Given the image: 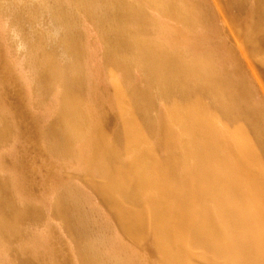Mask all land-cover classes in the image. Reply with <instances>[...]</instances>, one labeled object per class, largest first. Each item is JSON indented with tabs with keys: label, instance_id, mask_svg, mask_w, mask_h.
<instances>
[{
	"label": "bare ground",
	"instance_id": "obj_1",
	"mask_svg": "<svg viewBox=\"0 0 264 264\" xmlns=\"http://www.w3.org/2000/svg\"><path fill=\"white\" fill-rule=\"evenodd\" d=\"M64 2L0 0L14 20L20 19L23 6L28 19L40 26L37 33L33 29L37 39L31 38L29 45L39 71L36 75L42 74L41 88L63 84L57 118L44 130L48 151L59 161L77 159L83 179L110 207L120 227L137 245H150L162 264H264L263 93L259 95L263 99H257L249 83L252 77L240 72L237 60L223 58L211 48L209 32L199 35L201 39H190L191 44L200 42L197 51L194 45L189 47L188 38L187 44H170L177 33L168 27L164 30L166 25L147 11L157 8L194 32L211 26L206 4L200 0H77L73 7H65ZM256 4L258 22L250 29L249 41L258 48L264 45V0ZM77 12L93 19L100 29L108 68L124 76L117 87L119 96L133 105L145 127L141 122L138 127L131 117L124 119L126 130L122 133L118 128L113 142L126 150L157 132L166 135L165 141L146 149L151 163L141 169L137 161H122L119 150L100 145L99 130L93 131L89 109L82 106L89 80L83 72ZM48 45L60 47L66 61L45 56ZM134 69L141 70L144 83L136 82L137 77L133 80ZM159 102L169 109L166 121L152 113ZM209 112L218 113L232 138L210 116L209 120ZM176 120L181 138L174 135ZM10 133V126L0 127L1 140ZM159 146L171 152L169 160L161 156L163 161H157ZM12 184L10 178L0 177V234L17 240L24 234L22 223L41 216V211L32 202L18 204ZM59 189L54 211L74 240L80 264H143L136 255L119 256L110 250L115 246L111 225L102 214L97 216L84 190L65 184ZM18 264L41 263L31 256Z\"/></svg>",
	"mask_w": 264,
	"mask_h": 264
},
{
	"label": "rangeland",
	"instance_id": "obj_2",
	"mask_svg": "<svg viewBox=\"0 0 264 264\" xmlns=\"http://www.w3.org/2000/svg\"><path fill=\"white\" fill-rule=\"evenodd\" d=\"M63 1H67L66 3L64 2L65 7H73L77 0ZM200 1L204 5L206 4L205 6L208 9L209 22H211L210 30L203 25L194 32L186 31L178 20L172 19V17L164 14L161 10L148 7L147 11L153 20L159 18L156 21L169 28V30L168 28L164 30H174V33H177L176 37H174L175 39H170V44H177V42H180L179 44H187L188 42L190 43V39L193 38L192 40H194L195 37L199 39L201 36L208 35L209 32L208 38L212 40L211 48L217 49L218 54L223 58L234 57L237 60L240 72L249 79L252 77L249 83L253 84L254 90L256 89L255 96L257 99L262 100L263 97L259 95L263 93L262 96H264V90H262L264 84L258 80L260 78L264 83V62L261 61L264 57V45L263 47L255 48L249 41L250 29L253 28V25L257 26L258 22L256 20L258 13L255 12L257 0ZM4 6H0V127L10 126L12 135L10 133L4 139H0V177H7L12 180V190L13 194L15 193V199L18 204L23 206V203L32 202L41 211V216L23 222L24 234L17 240H10L0 234V264H18L21 258L31 256L35 260L38 259L41 264L81 263L76 253L74 240L62 218L55 213L53 207L59 195V188L64 184L78 186L79 190H84L89 196L95 212L98 210L97 216L102 214L100 217L110 223L113 234L112 244H115V246H112L113 249L110 247V250H114L119 256L131 254L133 257L136 255L143 264H162L161 259L156 254H153L150 245H137L129 234L120 227L110 207L103 201L99 193L93 190L83 179L82 171L79 170L78 160L70 159V161H67L60 159L59 161V157L51 154L46 148L44 130L57 118L59 110L57 105H59L58 101L62 97L63 84L55 83L56 85L53 84L47 90L41 88L42 74L36 75L39 71L34 68V54H31L32 49L29 45L31 38L32 40L37 39L35 35L40 26H35L32 23V18L28 19L29 14L26 16L27 14L22 10L23 6H21L20 12L22 15L20 19L18 18L19 20L17 19L18 21L14 20L13 15ZM76 18L79 38L82 41L84 51V58L82 57L83 72H87L84 76L89 80L86 92L81 96L82 106L85 109H89L88 113L94 124H91L93 131L96 129L100 131L99 125L104 127L101 133L99 131L97 133L100 145L105 146L108 144L109 147L112 146V149L119 150V157L122 161L129 163L137 161L135 165L138 169H141L144 163H151L146 149L151 148L152 144L154 147V145L161 143L163 139L165 141L166 135L164 131L157 132L152 137L149 136L150 133H147L150 137L147 141L144 139V143L126 148V150L119 149L117 142H113L112 139L115 133L119 131L118 128H120L121 132L124 130L122 133L126 130L124 119L131 117L137 125L139 123L138 127H144V125L137 117L133 105L119 96L118 89L120 87L118 85L124 82V76H122L120 71L108 68L107 49L101 38L100 29L94 24L93 19L82 13L77 12ZM200 28L201 30L204 29L203 33L198 30ZM33 29L36 30V33L33 32ZM162 30L163 28L160 30V37H162ZM183 39H186V41ZM196 44L199 45L200 42ZM196 44L192 41V44L188 45L192 48ZM195 47L197 48H195V51H197L200 46ZM45 50V56H47V53L58 61H66L63 59V52L60 47L53 49V47L48 45ZM33 53H35L34 50ZM40 54L44 55V53ZM132 76L134 81L135 77H137L136 79L138 80L136 82L144 83V76L141 70L134 69ZM86 79L84 80L86 81ZM163 104L159 102L152 113L160 117L163 115V119L166 121L170 117V112L168 111V115L166 114L169 109L165 103ZM216 114L218 115V113L209 112L207 116L209 120L211 117V120L213 119L216 122L217 128L224 131L226 137L230 136L232 138L231 133L227 131L225 123ZM100 121H103L102 124H100ZM122 124L125 128H123ZM174 125L177 127L174 129L176 131L174 135L176 134L181 138L182 128L179 127L177 120L176 122L174 121ZM168 151L167 148L163 149V147L159 146L157 161H163L161 156L165 157L166 161L169 160L168 156L171 155V152L169 153ZM263 160V157H261V161L264 163ZM158 170L161 172V169ZM259 170L263 171L262 168H259ZM247 182L251 184L249 180Z\"/></svg>",
	"mask_w": 264,
	"mask_h": 264
}]
</instances>
